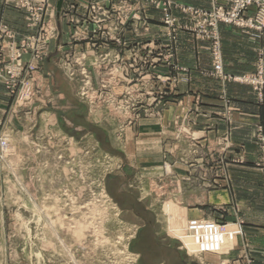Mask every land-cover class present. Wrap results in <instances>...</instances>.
I'll return each mask as SVG.
<instances>
[{
	"label": "rangeland",
	"instance_id": "rangeland-1",
	"mask_svg": "<svg viewBox=\"0 0 264 264\" xmlns=\"http://www.w3.org/2000/svg\"><path fill=\"white\" fill-rule=\"evenodd\" d=\"M233 1L205 10L151 0L161 23L150 28L129 5L0 0L25 21L18 30L0 19V264H256L245 227L263 203L242 195L257 184L231 182L226 136L210 132L211 118L232 121L225 83L251 87L264 103V51L256 72L227 74L220 28L253 42L264 33L220 23L216 56L194 19ZM180 33L194 35L214 65L194 86L187 71L165 68ZM251 152L256 179L264 166ZM193 219L240 234L200 254L187 233Z\"/></svg>",
	"mask_w": 264,
	"mask_h": 264
},
{
	"label": "crops",
	"instance_id": "crops-1",
	"mask_svg": "<svg viewBox=\"0 0 264 264\" xmlns=\"http://www.w3.org/2000/svg\"><path fill=\"white\" fill-rule=\"evenodd\" d=\"M80 1L87 2L89 0ZM101 1L109 3V5L112 4L113 6H119L120 8L127 7L128 5V8L132 10L141 8V15L146 18V24L149 25L150 28H153L155 24L161 23V21L155 19V16H160V11L154 10L150 7L151 5H149V3H146L151 0H147L146 2L144 0ZM168 1H177L205 10L212 9L214 5H226L230 2V0ZM1 18H4L9 24H14L13 29L24 30L23 26L25 21L23 16L19 13L16 14L12 10L0 6V19ZM179 18H181V20L183 19L182 17ZM182 22H188V19L186 21L183 19ZM220 30L222 36V53L225 72L234 76L256 72V69L260 64V54L264 51V37L260 41L253 42L250 36L244 35L239 30L230 29L225 26H222ZM127 35H133V33ZM148 35H153V33H148ZM151 38L152 36L146 38V40L149 41ZM201 46L202 43L199 40H196L194 35L189 33H180L178 43L176 45V56L172 60V64L165 67L167 68L166 70L168 73L172 67L177 66L181 70L188 72V75L185 76L191 77L192 86L197 85L198 81H196V79H198V77H203L202 75L210 73L214 69L209 52L203 50ZM205 78L206 77H204L203 83H207ZM209 80H211L208 82L210 87L219 86L220 89V84L222 85V83L218 79L213 78ZM224 86L228 97L232 100L234 105L232 121L228 122L221 118H211L216 121H214L215 128H213L210 133H215V135H217V133H221L220 135L223 134L226 136L225 141L227 143L225 145V151L227 157L223 163H225V167L232 169L230 174L231 182H236L237 184H251L252 182L257 184V190H255L254 193H248L246 195L241 192V194H244L242 195L243 199L248 200L251 197L255 198L256 195L257 199L263 203L258 206V215L260 216L257 219L258 222H248V226L245 228L248 230L246 231L247 240L249 241V239H251V243L254 244L253 248L256 250V258L254 257L256 264H264V219H260L261 216H264V169H258L256 179L250 177V171H247L249 169H253L252 165L255 162L250 161L249 158L252 154L251 151L254 150L256 153H253V155H257L256 161L261 162V167L264 166V160L260 158V145H256V137L257 134L259 135L258 132L260 127L263 128L264 135V103L260 104L257 102L251 87L232 82L225 83ZM214 96V100H217L218 93ZM180 114L178 116H180ZM182 114L183 118L188 116L187 114L185 115L184 112ZM194 115L196 116V114ZM194 115H190V117ZM234 154L237 155L234 156ZM234 172L240 174V176L234 175Z\"/></svg>",
	"mask_w": 264,
	"mask_h": 264
},
{
	"label": "built area",
	"instance_id": "built-area-1",
	"mask_svg": "<svg viewBox=\"0 0 264 264\" xmlns=\"http://www.w3.org/2000/svg\"><path fill=\"white\" fill-rule=\"evenodd\" d=\"M254 8L257 9V12L249 16V11ZM192 11L194 12L195 10ZM194 16L202 34L214 42V46H216V49L214 47V53L216 56L219 55L221 48L220 35L218 33V25L220 23L237 26L245 31L264 33V0H234L230 9L215 7L210 12L197 10ZM7 30L5 28V31ZM210 43L212 47L208 48V50L213 48V43ZM252 82L258 84L259 80L255 79ZM229 230L228 226L200 219L190 220L187 227L189 238L200 254H218L222 252L225 238L231 246L234 245L235 239L240 233L238 230Z\"/></svg>",
	"mask_w": 264,
	"mask_h": 264
},
{
	"label": "water",
	"instance_id": "water-1",
	"mask_svg": "<svg viewBox=\"0 0 264 264\" xmlns=\"http://www.w3.org/2000/svg\"><path fill=\"white\" fill-rule=\"evenodd\" d=\"M62 4H63V0H59V3H58V10H60V9H61V7H62Z\"/></svg>",
	"mask_w": 264,
	"mask_h": 264
}]
</instances>
